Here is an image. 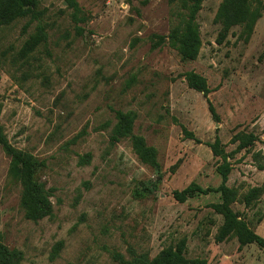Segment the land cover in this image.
Wrapping results in <instances>:
<instances>
[{"label":"rangeland","instance_id":"obj_1","mask_svg":"<svg viewBox=\"0 0 264 264\" xmlns=\"http://www.w3.org/2000/svg\"><path fill=\"white\" fill-rule=\"evenodd\" d=\"M77 1L82 23L62 0H40L47 42L26 57L19 52L36 22L0 27V124L13 147L44 162L40 179L53 195L50 218L25 219L0 147V240L22 252L20 264H118L114 255L129 261L131 253L152 259L182 239L187 259L264 264V249L215 241L222 218L210 204L219 193L184 203L171 196L191 183L218 187L219 160L208 145L218 137L231 154L236 134H253V146L230 157L227 185L239 193L233 210L264 238V10L248 40L234 27L218 44L222 0H204L198 57L183 62L167 42L157 44L177 24L178 4ZM187 72L205 78L206 97L188 86ZM116 111L136 114L133 133L156 149L160 175L139 162L128 140L111 143ZM254 187L263 193L246 208L242 196Z\"/></svg>","mask_w":264,"mask_h":264},{"label":"trees","instance_id":"obj_2","mask_svg":"<svg viewBox=\"0 0 264 264\" xmlns=\"http://www.w3.org/2000/svg\"><path fill=\"white\" fill-rule=\"evenodd\" d=\"M71 11L70 16L74 23H82L85 17L81 14V7L77 0H62ZM170 3L178 4L181 13L178 14V22L170 30L167 40L159 37V43H168L174 48L180 60L183 62L195 61L201 48L199 26L197 15L201 10L204 0H169ZM40 0H0V27L9 26L18 19L28 18L26 27L36 22L35 32L23 44L19 56L26 57L32 53L40 44H46L47 34L46 24L42 21L44 13L39 10ZM264 6L262 0H222L220 3L214 22L220 26L217 42L222 43L234 27H240V35L248 40L253 33L257 21L261 18ZM79 34H82L80 27H75ZM185 79L188 86L200 92L206 97L209 93L205 78L194 73L187 72ZM208 111L212 119L218 122V116L214 107L207 100ZM136 120L134 112H115V123L112 126L110 141L115 144L121 140H128L132 151L139 162L150 167L157 175L161 174V167L157 159V151L154 147L146 144L142 136L133 133V126ZM183 133L186 138L196 140L193 133ZM236 143L235 150L228 154L223 149L218 137L209 144L212 156L218 158L215 170L221 177V183L216 188H202L191 183L182 190H174L171 196L177 203H184L186 200L197 195L206 196L210 193H219L220 202L210 204L213 213L221 216L222 223L218 227L215 241L222 243L229 238H235L239 248L255 245L259 249H264V238L257 235L243 217L232 208V205L239 200L238 190L227 185L232 165L229 159L234 154L242 150H248L257 141L253 134L238 133L232 139ZM0 147L9 158L8 178L20 186L19 206L25 219L33 222L53 215L52 190L47 189L40 179V172L44 167V162L33 156L13 147L6 135L3 126L0 124ZM90 155H85L79 162L80 165L89 163ZM148 191V189H147ZM263 193V187L249 189L241 199V203L246 208L259 199ZM60 244L53 249V254H57ZM186 241L180 240L176 245L168 246L160 251L155 257L149 259L145 255L135 256L131 253V260L127 261L122 255L116 254L114 258L118 264H208L205 259H187L185 257ZM23 254L17 249H10L0 240V264H20Z\"/></svg>","mask_w":264,"mask_h":264}]
</instances>
